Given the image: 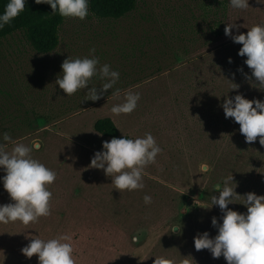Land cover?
<instances>
[{"label": "rangeland", "instance_id": "374dc122", "mask_svg": "<svg viewBox=\"0 0 264 264\" xmlns=\"http://www.w3.org/2000/svg\"><path fill=\"white\" fill-rule=\"evenodd\" d=\"M261 23L264 4L257 0H249L246 9L231 7L229 0H138L137 9L119 20L98 19L90 11L84 20L65 18L60 45L49 54L36 53L22 32L2 39V132L26 135L20 142L26 145L38 139L41 147L31 155L54 170L56 179L48 186L50 215L27 225L0 223V264H37L21 253L35 235L70 236L75 264H154L155 257L169 264H227L207 249H194L184 258L173 246L185 250L203 230L216 235L211 219L222 223V212L211 206V196L219 195L227 177L233 176L239 195L250 185L244 156L243 161L238 157L236 138L244 143V135L233 118H225L221 105L236 94L247 99L256 80L246 78L251 69L246 56L238 55L242 45L224 29L235 24L233 34H246ZM91 48L99 65L119 72V80L96 101L86 100L87 88L66 96L55 83L63 60L89 57ZM103 82L93 77L88 87L99 91ZM233 83L239 87L232 89ZM127 91L140 94L136 109L114 115L112 106L122 103ZM38 116L52 123L28 128L25 120ZM106 116L121 135L134 139L151 132L162 146L145 166L143 188L119 192L102 169L89 167L102 142L110 141L93 129ZM226 154L229 162L221 161ZM5 174L0 170V176ZM145 192L152 195L150 201ZM0 195V204L12 202L2 182ZM242 200L227 207L239 211ZM174 226L181 229L171 230ZM137 247L145 257L135 262ZM203 252L212 258L204 261Z\"/></svg>", "mask_w": 264, "mask_h": 264}, {"label": "clouds", "instance_id": "9594fccd", "mask_svg": "<svg viewBox=\"0 0 264 264\" xmlns=\"http://www.w3.org/2000/svg\"><path fill=\"white\" fill-rule=\"evenodd\" d=\"M257 2L264 4V0ZM25 3L26 0H7L0 13V29L10 25L24 11ZM35 3L50 5L52 14H59L64 18L84 20L89 14V0H35ZM229 4L236 9H246L249 7V0H229ZM236 27L235 24H226L225 35L230 36L234 43L242 45L238 55L246 56L244 63L251 69V77L245 74L246 78L251 82L254 77L258 81V88H264V23L252 26L246 34H233L231 29ZM89 53V57H67L63 60L62 71L55 83L66 96L87 88L86 100L96 101L119 80V72L111 69L109 64L99 65L94 48L89 49ZM93 77L104 81L99 91L97 87H88ZM238 87L233 83L232 89ZM119 91L116 89L113 94L116 95ZM139 100L138 92L127 91L124 101L113 105L111 112L117 116L129 114L136 109ZM221 107L225 118H233L239 124V131L246 142H253L259 137L260 145L264 146V100H249L242 94H236L232 98L226 97ZM4 142L12 144L10 151ZM40 147L38 139L26 145L13 141L7 132L0 134V170L6 173L0 176V182L12 201L0 204V223L18 220L27 225L42 216L50 215L52 193L48 186L55 181L56 172L32 157L33 150L38 151ZM161 150L162 146L151 132L134 139L124 135L120 138L113 137L110 141L102 142V150L94 153L89 167L102 169L111 178L114 189L119 192H131L144 187L145 166L154 162ZM202 170L206 171L207 165ZM230 182H234L232 175L225 179L219 195L211 196V206H219L222 212V223H218L216 217L211 219L212 226L217 229L216 235L210 237L207 231L198 234L193 238L194 247L196 250L207 249L213 258L223 256L227 264H264V195L253 192L239 195L235 191L236 183L232 187ZM238 197H243L242 204L246 205V212L227 207ZM144 199L150 201L152 195L145 192ZM176 229H181V226L171 228ZM70 240L71 237L67 235L49 239H41L35 235L21 248V253L27 258L35 254L38 264H75ZM137 240L138 237H132L133 243ZM154 264H169V261L155 257Z\"/></svg>", "mask_w": 264, "mask_h": 264}, {"label": "trees", "instance_id": "16d2710c", "mask_svg": "<svg viewBox=\"0 0 264 264\" xmlns=\"http://www.w3.org/2000/svg\"><path fill=\"white\" fill-rule=\"evenodd\" d=\"M6 3L7 0H0V13L3 12ZM137 6L138 0H89V11L96 18L104 20H119L124 18L135 11ZM64 21L65 18L61 17L59 14H52L50 5L46 3L37 4L35 0H26L24 11L14 18L10 25H5L3 29H0V41L14 33L22 32L36 53L49 54L54 52L60 45V32ZM257 84L258 81H255L253 84L254 86H252L249 91L247 99L264 100V88L259 89ZM255 87L257 89H255ZM25 121L30 129L36 127V125L41 122L52 123L50 118L43 116L35 117V119L32 121L30 120V122L28 119ZM93 129L97 134L110 140L113 137L120 138L123 136L120 134L115 121L109 116L98 118L93 124ZM2 131H4L3 127L0 125V134H3ZM25 136L26 135L19 138H11L16 143H20L25 139ZM124 136L132 138L127 134ZM236 139L238 140L240 148L238 157L241 159L240 161H243L242 158L244 156V166H248L247 173L250 176V185L246 193L253 192L257 195H264V146L260 145L259 137L253 142H246L244 137V143L241 142L240 138ZM4 143L7 147L12 146L11 143ZM230 159V155L226 154L222 156L221 161L224 160L225 162H229ZM0 199H2L1 195ZM242 203L243 200L240 203L238 212L247 211L246 205ZM183 219L179 218L178 222L183 223ZM161 231H166V227H163ZM202 232H204V230ZM172 241L177 242V239H172ZM179 241L181 240L179 239ZM140 248L141 247H137V249L134 250L135 255L133 254L132 259L135 260V262L145 257V252ZM194 249L193 242L190 245L188 244L185 250L175 245L173 246L174 252H184V258H188L190 256L189 252H193ZM200 256L204 261L212 258L207 257L204 252L202 255L200 254ZM219 258L214 259L219 260ZM32 260L38 264V259L35 254L32 256Z\"/></svg>", "mask_w": 264, "mask_h": 264}]
</instances>
